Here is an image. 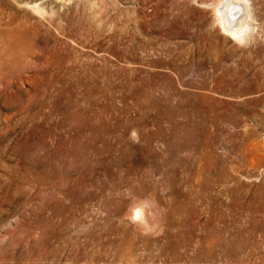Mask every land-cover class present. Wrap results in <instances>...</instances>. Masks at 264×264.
Wrapping results in <instances>:
<instances>
[{"label": "rangeland", "instance_id": "rangeland-1", "mask_svg": "<svg viewBox=\"0 0 264 264\" xmlns=\"http://www.w3.org/2000/svg\"><path fill=\"white\" fill-rule=\"evenodd\" d=\"M214 1L0 0V264H264V0Z\"/></svg>", "mask_w": 264, "mask_h": 264}, {"label": "bare ground", "instance_id": "bare-ground-1", "mask_svg": "<svg viewBox=\"0 0 264 264\" xmlns=\"http://www.w3.org/2000/svg\"><path fill=\"white\" fill-rule=\"evenodd\" d=\"M20 1L27 6H31L32 9L40 14L45 13L44 7L40 4H36V1L39 0ZM250 6L249 0H218L215 2L216 21L224 31V34L239 41L244 40L248 30L247 14ZM101 22L105 21L101 20ZM142 216L143 212L141 217Z\"/></svg>", "mask_w": 264, "mask_h": 264}, {"label": "clouds", "instance_id": "clouds-1", "mask_svg": "<svg viewBox=\"0 0 264 264\" xmlns=\"http://www.w3.org/2000/svg\"><path fill=\"white\" fill-rule=\"evenodd\" d=\"M142 207H147V205H143ZM134 219H137L136 217L138 216L139 218L137 220H139L141 218L142 215V208L141 209H134Z\"/></svg>", "mask_w": 264, "mask_h": 264}, {"label": "snow or ice", "instance_id": "snow-or-ice-1", "mask_svg": "<svg viewBox=\"0 0 264 264\" xmlns=\"http://www.w3.org/2000/svg\"><path fill=\"white\" fill-rule=\"evenodd\" d=\"M136 218L138 219L139 217L137 216Z\"/></svg>", "mask_w": 264, "mask_h": 264}]
</instances>
